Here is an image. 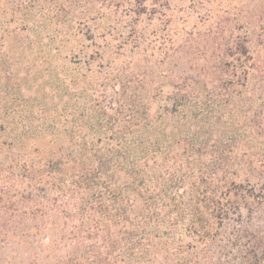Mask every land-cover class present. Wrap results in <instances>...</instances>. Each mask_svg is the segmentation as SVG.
<instances>
[{"label":"trees","instance_id":"trees-1","mask_svg":"<svg viewBox=\"0 0 264 264\" xmlns=\"http://www.w3.org/2000/svg\"><path fill=\"white\" fill-rule=\"evenodd\" d=\"M0 264H264V0H0Z\"/></svg>","mask_w":264,"mask_h":264}]
</instances>
